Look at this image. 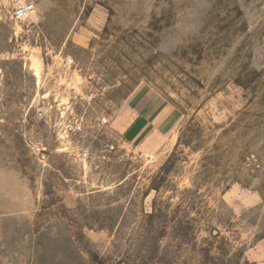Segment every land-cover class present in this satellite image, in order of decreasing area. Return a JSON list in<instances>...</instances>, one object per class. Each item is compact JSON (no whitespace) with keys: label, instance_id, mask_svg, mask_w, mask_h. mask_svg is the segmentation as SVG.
<instances>
[{"label":"rangeland","instance_id":"rangeland-1","mask_svg":"<svg viewBox=\"0 0 264 264\" xmlns=\"http://www.w3.org/2000/svg\"><path fill=\"white\" fill-rule=\"evenodd\" d=\"M31 1L0 0V264H264V0ZM142 98L173 128L131 144Z\"/></svg>","mask_w":264,"mask_h":264},{"label":"crops","instance_id":"crops-1","mask_svg":"<svg viewBox=\"0 0 264 264\" xmlns=\"http://www.w3.org/2000/svg\"><path fill=\"white\" fill-rule=\"evenodd\" d=\"M130 110L132 115L135 114V116L123 131L124 137L128 143H138L151 132L164 134L173 128V121L170 113H168V111H158V106L150 107L143 98L139 100L135 106L130 108ZM165 136L162 135L161 137Z\"/></svg>","mask_w":264,"mask_h":264},{"label":"bare ground","instance_id":"bare-ground-1","mask_svg":"<svg viewBox=\"0 0 264 264\" xmlns=\"http://www.w3.org/2000/svg\"><path fill=\"white\" fill-rule=\"evenodd\" d=\"M5 2H7V0H4ZM33 15H34V13H33ZM32 18V17H31ZM16 29L17 30H19L20 29V26L18 25V24H16ZM28 65H29V69L33 72V74L35 75V77L37 78L36 80H37V82L38 83H41L42 81H43V77H44V61H43V57L41 56V54H40V52L39 51H35V50H33L31 53H30V55H29V58H28ZM75 79H77V80H79V78H78V76L75 74ZM75 82V81H74ZM79 83V82H78ZM70 87V86H69ZM69 87H67V88H69ZM55 89V88H54ZM77 89V88H76ZM78 91V90H77ZM55 93H58V94H60L59 92H58V90H56V92ZM62 95V94H61ZM61 100V99H60ZM63 100H64V102L67 100L66 98H65V96H62V102H63ZM134 116H135V114L132 116V117H130L129 118V120L127 121L128 123H127V125L126 126H128V124L129 123H131V121L133 120V118H134ZM126 126L123 128V130L122 131H124L125 130V128H126ZM133 126V125H132ZM168 138H169V141H170V143H168L169 144V148L170 147H173L174 145H175V142H176V132L173 130L172 131V133L168 136ZM65 142V141H64ZM152 144V143H151ZM128 147H130L128 144H126ZM126 146V147H127ZM127 147V148H128ZM166 150H167V148H165ZM166 150H163V151H166ZM133 153H137V151H138V149H137V147L135 148V149H133ZM168 151V150H167ZM170 151V150H169ZM162 152V151H161ZM82 162V161H81ZM83 165H84V167H86V164H85V162L83 161Z\"/></svg>","mask_w":264,"mask_h":264},{"label":"built area","instance_id":"built-area-1","mask_svg":"<svg viewBox=\"0 0 264 264\" xmlns=\"http://www.w3.org/2000/svg\"><path fill=\"white\" fill-rule=\"evenodd\" d=\"M35 5L31 0H11V19L15 22L33 15Z\"/></svg>","mask_w":264,"mask_h":264}]
</instances>
